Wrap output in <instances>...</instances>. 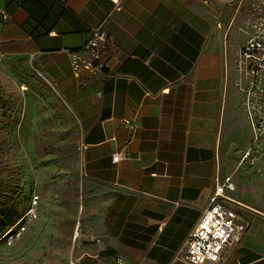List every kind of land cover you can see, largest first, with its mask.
I'll use <instances>...</instances> for the list:
<instances>
[{"label":"crops","instance_id":"obj_1","mask_svg":"<svg viewBox=\"0 0 264 264\" xmlns=\"http://www.w3.org/2000/svg\"><path fill=\"white\" fill-rule=\"evenodd\" d=\"M118 4L0 0V83L39 76L74 119V264H187L180 254L215 176L252 133L213 0ZM98 26L110 41L102 66L74 70L69 51ZM252 204L249 228L211 264H264V206Z\"/></svg>","mask_w":264,"mask_h":264},{"label":"rangeland","instance_id":"obj_2","mask_svg":"<svg viewBox=\"0 0 264 264\" xmlns=\"http://www.w3.org/2000/svg\"><path fill=\"white\" fill-rule=\"evenodd\" d=\"M213 1L229 49L230 90L245 108L252 133L247 148H253L256 136L264 141V0ZM257 43L263 47L255 49ZM30 82L0 83V180L19 217L31 195L39 196L37 216L26 229L10 243L8 234L0 236V264H74L77 127L51 85L39 76ZM241 154L232 157L228 172L236 197L263 210L264 156L253 151L251 160L237 166Z\"/></svg>","mask_w":264,"mask_h":264},{"label":"built area","instance_id":"obj_3","mask_svg":"<svg viewBox=\"0 0 264 264\" xmlns=\"http://www.w3.org/2000/svg\"><path fill=\"white\" fill-rule=\"evenodd\" d=\"M111 1L118 9V0ZM108 42H110L109 38L101 27L94 28L87 41L83 42L77 50L69 51L72 68L77 71L81 67H101L100 54ZM262 47L260 43H257V47L254 46L255 49ZM81 54H88L90 60L82 58ZM257 140L258 136L255 138L253 148L251 144L246 151H243L236 162L237 166H242L247 160H251L253 151L264 156V141L257 142ZM119 157L120 152L114 153L112 161H117ZM214 184L198 222L180 254V258L187 264L217 263L221 260L223 250L235 246L250 226V220L245 215L249 207L235 196L232 174L224 177L217 174ZM38 197L36 194L31 195L25 212L2 234V237L8 234L9 243L14 237H18L26 229L28 223L37 216Z\"/></svg>","mask_w":264,"mask_h":264},{"label":"trees","instance_id":"obj_4","mask_svg":"<svg viewBox=\"0 0 264 264\" xmlns=\"http://www.w3.org/2000/svg\"><path fill=\"white\" fill-rule=\"evenodd\" d=\"M18 217L17 205L0 180V236Z\"/></svg>","mask_w":264,"mask_h":264}]
</instances>
